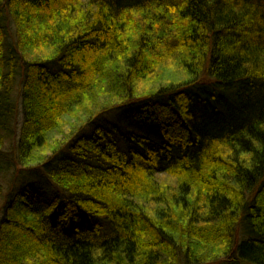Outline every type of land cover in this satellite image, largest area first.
I'll return each instance as SVG.
<instances>
[{"label": "trees", "instance_id": "trees-1", "mask_svg": "<svg viewBox=\"0 0 264 264\" xmlns=\"http://www.w3.org/2000/svg\"><path fill=\"white\" fill-rule=\"evenodd\" d=\"M8 175L0 264H264V0H0Z\"/></svg>", "mask_w": 264, "mask_h": 264}, {"label": "rangeland", "instance_id": "rangeland-1", "mask_svg": "<svg viewBox=\"0 0 264 264\" xmlns=\"http://www.w3.org/2000/svg\"><path fill=\"white\" fill-rule=\"evenodd\" d=\"M18 110H19V114L16 118V121H17V127H18L17 129H20L21 125L23 124V110H21V108H19ZM11 147H12L11 144H9L8 146L6 145L5 151H10ZM12 179H14V177L12 175H8L5 180L4 179L0 180V182L3 184V186L5 188V191L11 189L10 183H11ZM16 187H17V185L15 186V189H16Z\"/></svg>", "mask_w": 264, "mask_h": 264}]
</instances>
